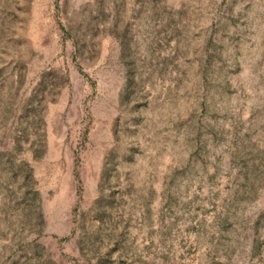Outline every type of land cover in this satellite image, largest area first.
I'll list each match as a JSON object with an SVG mask.
<instances>
[{"label":"rangeland","instance_id":"374dc122","mask_svg":"<svg viewBox=\"0 0 264 264\" xmlns=\"http://www.w3.org/2000/svg\"><path fill=\"white\" fill-rule=\"evenodd\" d=\"M0 264H264V0H0Z\"/></svg>","mask_w":264,"mask_h":264}]
</instances>
